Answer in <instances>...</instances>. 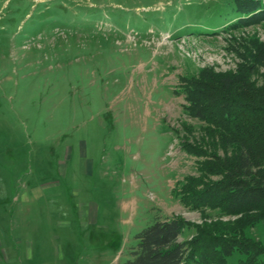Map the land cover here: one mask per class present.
<instances>
[{
	"label": "rangeland",
	"instance_id": "obj_1",
	"mask_svg": "<svg viewBox=\"0 0 264 264\" xmlns=\"http://www.w3.org/2000/svg\"><path fill=\"white\" fill-rule=\"evenodd\" d=\"M234 2L0 0V264H126L156 218L264 250L261 213L196 199L232 150L186 80L264 77V17Z\"/></svg>",
	"mask_w": 264,
	"mask_h": 264
},
{
	"label": "trees",
	"instance_id": "obj_2",
	"mask_svg": "<svg viewBox=\"0 0 264 264\" xmlns=\"http://www.w3.org/2000/svg\"><path fill=\"white\" fill-rule=\"evenodd\" d=\"M234 5L247 24L264 17V0H235ZM259 58L264 63V55ZM183 89L188 111L207 121L232 150L224 157L212 155L214 160L205 164L206 178L214 175L220 180L196 199L226 214L261 213L264 217V77L254 84L251 76L241 73L210 74L186 80ZM184 225L179 219L156 218L136 235L126 264H185L188 257L199 264H264L263 248L240 239L202 231L195 242L181 241ZM194 243L198 247L194 245L189 253ZM235 254L240 257L232 262Z\"/></svg>",
	"mask_w": 264,
	"mask_h": 264
},
{
	"label": "bare ground",
	"instance_id": "obj_3",
	"mask_svg": "<svg viewBox=\"0 0 264 264\" xmlns=\"http://www.w3.org/2000/svg\"><path fill=\"white\" fill-rule=\"evenodd\" d=\"M129 205H131V203Z\"/></svg>",
	"mask_w": 264,
	"mask_h": 264
}]
</instances>
